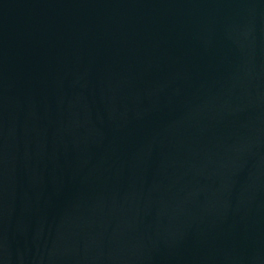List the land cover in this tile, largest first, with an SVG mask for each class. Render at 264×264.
I'll return each mask as SVG.
<instances>
[{
	"label": "water",
	"instance_id": "95a60500",
	"mask_svg": "<svg viewBox=\"0 0 264 264\" xmlns=\"http://www.w3.org/2000/svg\"><path fill=\"white\" fill-rule=\"evenodd\" d=\"M0 264H264V0H0Z\"/></svg>",
	"mask_w": 264,
	"mask_h": 264
}]
</instances>
